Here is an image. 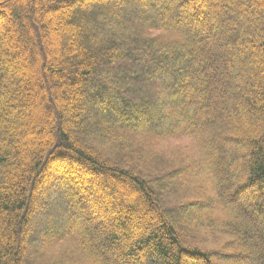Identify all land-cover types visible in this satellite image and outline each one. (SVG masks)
<instances>
[{"label":"trees","instance_id":"trees-1","mask_svg":"<svg viewBox=\"0 0 264 264\" xmlns=\"http://www.w3.org/2000/svg\"><path fill=\"white\" fill-rule=\"evenodd\" d=\"M0 18V264H264V82L254 79L264 81V0H0ZM239 26L233 50L204 39ZM221 57L226 71L242 60L254 88L205 71ZM216 84L244 114L213 104ZM199 90L202 109L190 113ZM129 134L189 137L198 153L169 157ZM79 172L128 210L116 231L69 220L22 237L39 186L60 199ZM140 205L141 224L130 217Z\"/></svg>","mask_w":264,"mask_h":264},{"label":"rangeland","instance_id":"rangeland-1","mask_svg":"<svg viewBox=\"0 0 264 264\" xmlns=\"http://www.w3.org/2000/svg\"><path fill=\"white\" fill-rule=\"evenodd\" d=\"M229 1H232V0H229ZM114 6H116L118 9L124 12L133 13V14H136L137 12L136 10L139 9V8H136V6H133L131 4L126 5V6L114 4ZM214 7L215 5L208 6L209 14L211 13L210 10H212ZM173 18H176V15L170 14L169 19L173 20ZM177 21L180 23L179 20ZM2 24H3V18H0V26ZM238 29L239 30L237 33L234 30H232V28L221 29V31L219 32H217L214 29L215 31H212V32L209 31L207 35H205L204 39L207 40V42L209 43L208 44L209 46H213V45L215 46L217 44V45H222L221 48L223 49L233 50L234 48L232 46H228L226 43L231 37H236V38L240 37V34L242 33V28L239 26ZM4 37L5 36H2L0 34V41H2ZM4 44H6V46H9L10 41ZM239 45L240 44H233V46H235L236 49L237 47H239ZM202 47H203V52H204V49L206 48V46L204 45ZM203 55H205V53ZM215 56L217 57V54ZM199 61L201 62L202 60L199 59ZM224 64H225L224 57H221L218 59L216 58V61H214V64L210 68L205 69V71H207L208 73H212L214 77L217 76L222 81L224 79L227 80L225 76H229L230 79H232V82H234L233 79L236 77L237 74H241V77H242L241 81L246 86V90L254 88L252 83H250L251 81L250 78L252 76L250 74L247 77H244L242 75V73L245 70V67L242 66V60L240 63V61L236 62V60L233 58L232 61L228 63L227 71H226V67H224ZM259 68H261V72L264 70V66L260 65ZM207 77L208 76H204V78H207ZM254 79L256 80V84L264 82L259 76H255ZM132 85L135 86V83L131 84V86ZM215 87L216 89L212 91L211 100L214 102L213 104L216 107L224 108L229 114H234V113H239V112L240 114L245 113L243 106H241L242 99L237 98V96L231 97L229 96V94L222 93L221 85L216 84ZM140 89L145 90L146 88L141 87ZM191 90H192V87L190 86L189 89L184 91L183 94H180L181 96L180 98L183 100L185 97L189 95L187 93H190ZM246 90L245 92H243V96H248L247 95L248 92H246ZM207 91H209L208 88L205 89V92ZM202 92L203 90H199L196 95L197 96L196 99L190 102L189 105H187L186 110L188 112L197 114L202 109V106L200 105L201 102L204 100V98H202L201 96ZM129 94H134V92L132 91ZM151 95L154 96L155 93L151 92ZM133 96L134 95H130V98H132ZM160 96H161V100H163L164 95L161 93ZM132 99H136L135 96ZM222 99H224V102H225L224 105L221 104ZM76 103H78V101H76ZM261 105H262L261 102H257V106H261ZM84 107H85V110L93 108V107H90V105L86 103L84 104ZM129 135L131 136V137L129 136L131 143L144 144L145 146H151L155 150L162 152L163 154L169 157H173V158L185 157L186 159L188 158L192 159L196 157L198 153V148L195 147L194 145L195 143L193 139L189 137L178 139V140H171V139L159 140L156 138H151L146 135L141 136L142 134L140 135L129 134ZM16 146H18L17 142L13 144L11 143L12 148ZM229 148L230 147H227V152L231 154L230 153L231 150ZM61 167L64 168V166H61ZM85 174L86 173L84 172H79V174H77L78 176L77 182H75L76 185H74V188L71 190L68 189L67 194L60 199H57L56 197L57 192L50 191L51 188L49 186V183L43 182V184H41L39 186V189L36 191V195L34 197L33 213L30 216L29 226L27 228V231L24 233L22 237H24L25 239L26 238L36 239L39 237L42 230H46L47 232H50L53 229L52 227H55L54 229H57L58 226L59 227L66 226L68 223L67 221L69 220L71 222L86 220L87 222H89L90 224L94 225L97 228H100L104 232L116 231L117 218L119 217V215H125V213H128V210L124 209L123 211V210H118L116 208L110 207L108 205V200H109L108 194L103 192L106 189L105 187L107 185V182H105L104 186L103 185L101 186L98 183L99 181L98 179H101V177L98 179L95 178V180H92L90 176L88 177ZM117 192L120 195L122 194V195L128 196V191L124 189L123 187L117 188ZM240 198L246 201L249 199V196L246 193H243L241 194ZM80 205H85L87 210H89L84 215V217L79 214L75 215L74 213V211L78 209L80 210ZM100 205L101 206L106 205L109 210L102 209ZM143 207H144L143 205H140L138 206L137 209H134L132 212H130V217L133 219L139 218L140 224L145 222L143 220L144 217H142V214H141ZM250 213H251L250 222L252 225L257 227L258 221L255 219L256 218L255 213L254 212H250ZM92 214L94 215L93 218L91 217ZM145 218H148V217H145ZM135 221L137 222V219ZM133 225L134 224L129 223V227L125 231L121 232V234L123 236H125V234L130 235V231L134 228ZM77 258H78L77 264H79V262H82V260L79 257ZM140 260L143 261V257H140ZM143 262L142 264H146Z\"/></svg>","mask_w":264,"mask_h":264}]
</instances>
